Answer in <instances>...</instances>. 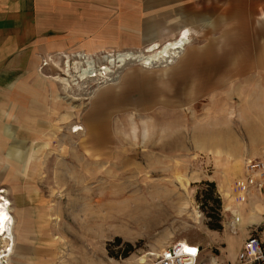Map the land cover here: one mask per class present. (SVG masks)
Returning <instances> with one entry per match:
<instances>
[{"label":"rangeland","instance_id":"rangeland-1","mask_svg":"<svg viewBox=\"0 0 264 264\" xmlns=\"http://www.w3.org/2000/svg\"><path fill=\"white\" fill-rule=\"evenodd\" d=\"M167 10L174 20L175 7ZM253 10L233 7L230 16L219 3L210 7L208 22L166 60L161 51L181 34L156 20L157 8L136 37L121 32L116 47L42 58L38 93L27 102L39 108L21 126L10 121L0 177L40 178L34 185L55 209L68 264H151L181 240L201 247L200 264L235 261L245 210L264 199V177L240 189L247 162L264 160V38L256 29L264 12ZM80 54L96 80L78 79ZM123 54L150 61L123 64ZM148 217L135 231L111 224Z\"/></svg>","mask_w":264,"mask_h":264},{"label":"crops","instance_id":"crops-1","mask_svg":"<svg viewBox=\"0 0 264 264\" xmlns=\"http://www.w3.org/2000/svg\"><path fill=\"white\" fill-rule=\"evenodd\" d=\"M217 3L230 16L233 7L254 8L257 18L264 12V0H0V150L7 137L15 134L10 121L21 126L23 114L39 108L27 102L38 93L42 58L62 51L91 54L116 47L121 32L136 37L140 24L150 15L146 11L156 8L160 11L156 20L166 25L172 21L171 32L182 34L185 30L191 36L201 23L208 22V9ZM169 7H175L174 20L166 16ZM142 9L147 14H142ZM148 18L152 20V16ZM257 25V34L264 38V18L257 20ZM160 34L167 35V27ZM261 53L264 55V51ZM263 61L258 57L260 70H264ZM39 179L28 174L0 177V188L8 195L6 200H11L14 220L9 264L69 263L57 235L55 209L34 185ZM260 198L245 210L233 252L235 259L251 235L264 239V199Z\"/></svg>","mask_w":264,"mask_h":264},{"label":"built area","instance_id":"built-area-1","mask_svg":"<svg viewBox=\"0 0 264 264\" xmlns=\"http://www.w3.org/2000/svg\"><path fill=\"white\" fill-rule=\"evenodd\" d=\"M245 178L240 189L246 190L248 180L252 175L264 177V160H250L246 164ZM261 182L260 186L263 187ZM5 189L0 188V200L7 210L8 217L5 218L6 229L0 228V264H9V257L13 252V237L11 235L14 226V220L11 213L12 203ZM201 247L189 244V247L183 246L180 242L166 246L151 264H200ZM211 264H219L213 262ZM228 264H264V239L256 235H251L243 244L242 249L238 252L236 259Z\"/></svg>","mask_w":264,"mask_h":264},{"label":"bare ground","instance_id":"bare-ground-1","mask_svg":"<svg viewBox=\"0 0 264 264\" xmlns=\"http://www.w3.org/2000/svg\"><path fill=\"white\" fill-rule=\"evenodd\" d=\"M188 37H189V32L184 30V32L181 34V37L179 38V40L177 39L176 41H174L172 43H168V45H165L164 49L161 51L162 52L161 54H163V55L160 54V57H162L165 60L169 59V58L176 57L178 54L177 50L183 48V46L188 42ZM153 49H155V48H152V50ZM88 57L89 56L85 55V54L78 55V58L80 59V61L83 62V66H85V67L79 68L76 66V68H75L78 79H81L85 83L90 82L89 78L92 80H96L99 76L98 74L93 75V73H95V71H93V63H91L90 58H88ZM118 57H119L120 62L123 64L127 60H138V61H144V62L150 61V58L145 59V58L137 57L136 55L134 56V55H130V54H123V55H119ZM67 64H68V62H67ZM146 66H148V65H146ZM105 70H107V69L105 68ZM93 78H95V79H93ZM56 79H58L60 82H62L64 84L65 90L69 89V87H72L71 83L69 82L70 80L68 78H62L61 79V77H57ZM79 130H81V129L80 128L76 129V131H79ZM151 206L146 205L143 208H140V210L138 212L145 211V210H147V208H149ZM6 217H8L7 210H5L4 205H2V201L0 200V228L2 231H4L6 229V226H5V218ZM151 220L152 219H150L149 217L148 218H140V219L139 218L138 219L119 218L116 221L115 220L112 221L111 224H114V225L115 224H121L124 227L134 229V231H135V228L140 227L144 224L150 223ZM178 242H180L183 246H185V248L189 247V244L185 240H181Z\"/></svg>","mask_w":264,"mask_h":264},{"label":"trees","instance_id":"trees-1","mask_svg":"<svg viewBox=\"0 0 264 264\" xmlns=\"http://www.w3.org/2000/svg\"><path fill=\"white\" fill-rule=\"evenodd\" d=\"M206 184L209 185V187H211L212 189H214L215 186H216L214 183H206ZM207 200H208V199H205V202H207ZM209 217L212 218V217H214V216H213V215H210Z\"/></svg>","mask_w":264,"mask_h":264}]
</instances>
